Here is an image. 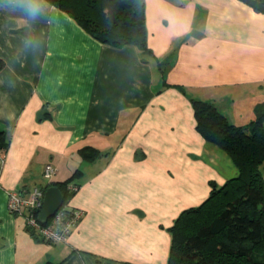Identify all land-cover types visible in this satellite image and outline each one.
I'll use <instances>...</instances> for the list:
<instances>
[{
	"label": "crops",
	"instance_id": "crops-1",
	"mask_svg": "<svg viewBox=\"0 0 264 264\" xmlns=\"http://www.w3.org/2000/svg\"><path fill=\"white\" fill-rule=\"evenodd\" d=\"M32 19L0 0V264H167L170 227L238 174L196 128L192 101L234 125L264 103V13L240 0H145L140 53L96 40L40 0ZM264 126V121H262ZM95 148L94 159L83 148ZM77 170L66 240L46 242L8 193Z\"/></svg>",
	"mask_w": 264,
	"mask_h": 264
},
{
	"label": "trees",
	"instance_id": "trees-1",
	"mask_svg": "<svg viewBox=\"0 0 264 264\" xmlns=\"http://www.w3.org/2000/svg\"><path fill=\"white\" fill-rule=\"evenodd\" d=\"M70 15L96 40L120 47L134 45L150 52L146 42L145 0H42ZM264 13V0H240ZM196 128L209 142L228 154L238 169L221 186L212 185L208 197L197 207L183 210L170 227L171 245L167 264H264V103L244 125H234L207 101H192ZM8 140L0 129V150ZM84 157L99 151L87 147ZM67 180L56 183L66 206L78 188ZM48 186V185H47ZM48 222H41L46 224ZM32 234V233H30ZM42 240V239H41ZM67 264L65 259L57 263Z\"/></svg>",
	"mask_w": 264,
	"mask_h": 264
},
{
	"label": "built area",
	"instance_id": "built-area-1",
	"mask_svg": "<svg viewBox=\"0 0 264 264\" xmlns=\"http://www.w3.org/2000/svg\"><path fill=\"white\" fill-rule=\"evenodd\" d=\"M55 168L47 163L43 168V176L48 181L52 180ZM47 186V185H46ZM46 186H34L28 191L12 190L8 193V209L15 214L24 217L26 229L33 236L46 242H60L66 240L72 226L81 218L82 210L72 208L68 205L60 206L55 213L49 217L46 224H42L38 219V213L43 205L44 188ZM70 190H76L74 185H68ZM46 220V221H47Z\"/></svg>",
	"mask_w": 264,
	"mask_h": 264
},
{
	"label": "water",
	"instance_id": "water-1",
	"mask_svg": "<svg viewBox=\"0 0 264 264\" xmlns=\"http://www.w3.org/2000/svg\"><path fill=\"white\" fill-rule=\"evenodd\" d=\"M63 193L57 185H48L44 188L43 205L38 213V219L45 222L62 205Z\"/></svg>",
	"mask_w": 264,
	"mask_h": 264
},
{
	"label": "clouds",
	"instance_id": "clouds-1",
	"mask_svg": "<svg viewBox=\"0 0 264 264\" xmlns=\"http://www.w3.org/2000/svg\"><path fill=\"white\" fill-rule=\"evenodd\" d=\"M5 6L22 11L32 19L39 17L43 10L40 0H7Z\"/></svg>",
	"mask_w": 264,
	"mask_h": 264
}]
</instances>
